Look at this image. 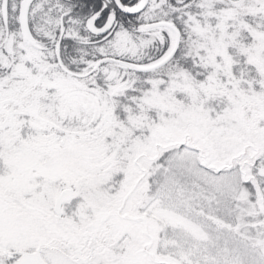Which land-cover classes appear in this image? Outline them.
Listing matches in <instances>:
<instances>
[{"label": "snow or ice", "instance_id": "snow-or-ice-1", "mask_svg": "<svg viewBox=\"0 0 264 264\" xmlns=\"http://www.w3.org/2000/svg\"><path fill=\"white\" fill-rule=\"evenodd\" d=\"M0 264H264V0H0Z\"/></svg>", "mask_w": 264, "mask_h": 264}]
</instances>
